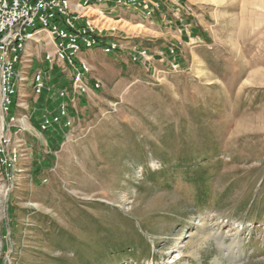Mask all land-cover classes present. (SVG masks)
I'll use <instances>...</instances> for the list:
<instances>
[{
  "label": "rangeland",
  "instance_id": "rangeland-1",
  "mask_svg": "<svg viewBox=\"0 0 264 264\" xmlns=\"http://www.w3.org/2000/svg\"><path fill=\"white\" fill-rule=\"evenodd\" d=\"M162 2L96 20L128 49L81 54L101 88L61 136L39 128L46 94L15 95L27 121L7 132L11 178L0 161V264H264V0ZM49 43L22 73L58 74Z\"/></svg>",
  "mask_w": 264,
  "mask_h": 264
},
{
  "label": "built area",
  "instance_id": "built-area-1",
  "mask_svg": "<svg viewBox=\"0 0 264 264\" xmlns=\"http://www.w3.org/2000/svg\"><path fill=\"white\" fill-rule=\"evenodd\" d=\"M162 5V0H0V115L4 118L0 122V161L7 178H11L10 171L20 157L16 147L5 151L13 142L7 132L20 133L27 121V116L19 118L12 113L14 105L20 106L14 102L15 95L19 97L27 84H31L38 99L46 94L45 113L37 118L39 128L61 136L72 127L78 102L101 88L99 81L90 80V67L81 54L98 49L114 56L128 49L118 26L106 28L96 20H114L109 12L118 11L141 13L143 19L150 20ZM44 34L54 50L46 52L43 61L49 65L47 71L56 67L58 74L52 79L39 69L31 79L21 71L24 56L30 46L42 41ZM170 54H176L175 49ZM146 55L145 50H139L133 60ZM51 100L54 107L49 106Z\"/></svg>",
  "mask_w": 264,
  "mask_h": 264
},
{
  "label": "bare ground",
  "instance_id": "bare-ground-1",
  "mask_svg": "<svg viewBox=\"0 0 264 264\" xmlns=\"http://www.w3.org/2000/svg\"><path fill=\"white\" fill-rule=\"evenodd\" d=\"M51 74V73H49ZM231 231L223 232L221 230L217 231V233H214L212 235H208L207 237L210 238H216V240H224L226 236L230 234ZM235 232V231H234ZM232 233V232H231ZM240 236V230H236V236ZM195 235H191V238L194 237ZM231 236V235H229ZM233 237V236H232ZM239 245V241H237V238L234 240V243L231 246ZM223 245V244H222Z\"/></svg>",
  "mask_w": 264,
  "mask_h": 264
},
{
  "label": "crops",
  "instance_id": "crops-1",
  "mask_svg": "<svg viewBox=\"0 0 264 264\" xmlns=\"http://www.w3.org/2000/svg\"><path fill=\"white\" fill-rule=\"evenodd\" d=\"M110 13V15H113V17H114V22L115 21H117V20H115L116 18L118 19H120L118 22H123L124 20L122 19V18H120L119 16L121 15L120 13H118V12H114L113 14H112V12H109ZM116 17V18H115ZM126 22V21H125ZM117 23V22H116ZM39 102V101H38ZM38 107H40V104L38 103ZM40 110L42 109V108H39ZM41 111H43V110H41ZM55 136H57L56 134H55Z\"/></svg>",
  "mask_w": 264,
  "mask_h": 264
}]
</instances>
